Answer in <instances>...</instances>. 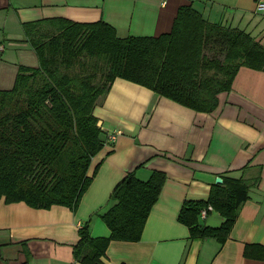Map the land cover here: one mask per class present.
I'll return each instance as SVG.
<instances>
[{
    "label": "crops",
    "instance_id": "1",
    "mask_svg": "<svg viewBox=\"0 0 264 264\" xmlns=\"http://www.w3.org/2000/svg\"><path fill=\"white\" fill-rule=\"evenodd\" d=\"M189 4L207 21L242 30L264 47V10L255 11L256 0H0V90L13 87L19 66H38L36 53L23 42L24 23L103 21L119 38L155 37L168 33L178 9ZM218 99L212 114L200 113L116 79L94 115L103 139L114 130L122 135L93 158L89 175L100 166L76 212L62 206L33 209L0 198V264H78L72 254L78 229L108 204L128 172L145 182L155 171L166 180L141 239L111 241L102 264H264L244 255L248 245L264 246V72L240 68L230 91ZM257 174L259 183L225 241L191 238L178 222L183 203L207 201L217 177ZM198 222L218 228L224 218L212 211ZM109 234L95 217L90 235Z\"/></svg>",
    "mask_w": 264,
    "mask_h": 264
},
{
    "label": "trees",
    "instance_id": "2",
    "mask_svg": "<svg viewBox=\"0 0 264 264\" xmlns=\"http://www.w3.org/2000/svg\"><path fill=\"white\" fill-rule=\"evenodd\" d=\"M22 29L38 66H19L13 87L0 90V198L33 209L62 206L76 212L100 166L89 175L92 160L106 145L94 111L116 79L212 114L240 68L264 72L260 42L207 21L191 4L178 9L168 33L155 37L119 38L103 21L64 18L24 23ZM221 178L207 201L183 203L177 220L191 238L225 241L260 175ZM165 180L159 171L145 182L128 172L108 204L78 229L74 260L102 264L111 241L138 242ZM208 205L224 218L218 228L198 222ZM95 217L109 229L107 238L90 235ZM244 255L264 260V246L248 245Z\"/></svg>",
    "mask_w": 264,
    "mask_h": 264
},
{
    "label": "built area",
    "instance_id": "3",
    "mask_svg": "<svg viewBox=\"0 0 264 264\" xmlns=\"http://www.w3.org/2000/svg\"><path fill=\"white\" fill-rule=\"evenodd\" d=\"M264 10V0H256V5H255V11L256 12H261ZM122 135V132L120 130H114L111 133L106 134V144H112L115 142L116 138L118 136ZM213 211V208L208 205L204 209H202L199 213L200 219L205 220L207 215Z\"/></svg>",
    "mask_w": 264,
    "mask_h": 264
},
{
    "label": "water",
    "instance_id": "4",
    "mask_svg": "<svg viewBox=\"0 0 264 264\" xmlns=\"http://www.w3.org/2000/svg\"><path fill=\"white\" fill-rule=\"evenodd\" d=\"M222 183V178L221 177H217L215 179V184H221Z\"/></svg>",
    "mask_w": 264,
    "mask_h": 264
}]
</instances>
